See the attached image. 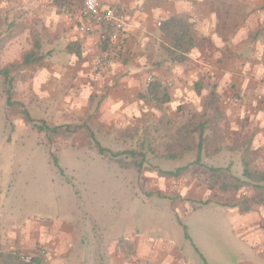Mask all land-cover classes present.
Segmentation results:
<instances>
[{"label":"rangeland","instance_id":"1","mask_svg":"<svg viewBox=\"0 0 264 264\" xmlns=\"http://www.w3.org/2000/svg\"><path fill=\"white\" fill-rule=\"evenodd\" d=\"M2 1L5 0H0V68L8 67L9 72L8 79L0 72V169H6L5 173L7 169L10 170V174H7L12 186L7 192L11 204L4 206L8 212L0 215V249L14 251L21 258L40 254L49 264L53 251L37 239L39 235L30 245L19 243L12 249L2 247V238L7 242L10 239L4 233L10 230L9 226L4 227L7 221L10 218L22 221L24 217L31 216L35 219L28 218L24 226H29L32 221L52 230L76 228L78 238L80 233L85 238L90 236L92 230L95 237L101 236L102 239H120L124 233L137 231L155 243L171 240L191 264H207V259H203L192 242L186 239L185 231L190 232L200 249L205 248L207 261L211 264H232V254L235 253L233 245L239 250L238 253H245L242 243L237 244L241 247L237 248L235 242L227 240L226 214L223 216L218 210L208 211L206 208L192 215L187 214L192 208L210 201H225V210H229L236 201L249 204L254 193L250 186L230 191H222L218 187L207 188L203 169L198 164H191L195 160L196 136L189 140L190 149H184L186 151L181 153L182 148L178 147L175 139L176 130L190 113L200 109L201 99L197 105L166 103L160 108L154 103L140 100L138 94L148 85L146 78L151 76L145 72L139 78L140 91L122 109L103 107L100 103L93 107L97 101V95L93 94L89 98L91 106L85 107L82 112L70 107L63 108L62 101H58L57 91L52 99L45 100L42 81L33 83V75L38 72L35 67L41 66L43 60L35 65H19L20 57L26 52L23 50L27 45L31 48L35 39L40 43L39 52L42 54L46 50L48 45L41 41V28L33 31L35 34H31L28 42L24 37L9 42L19 35L24 21H14L9 26L3 24ZM194 2L204 3L206 10L215 11L219 19V32L226 36L233 31L230 29L231 21L241 20L242 39L237 45L240 50L238 60L247 64L264 63V51L260 52L264 48V0ZM80 6L81 0L79 7L77 5L78 10ZM9 18L6 14L4 20ZM255 52L257 56H254ZM226 84L233 85L232 89L236 86L233 81ZM8 95L16 103L8 104ZM242 101L239 93L231 95L233 108L240 106ZM223 105L219 106L224 117L218 121L220 127L217 131L225 135L224 139H219L216 133V144L221 149L202 155L201 163L228 167L231 174L238 176L239 173L241 175V164L236 163L234 156L238 152L228 147L243 144L246 138H241V134L243 131L247 134L248 129L241 132L236 130L229 121L233 117L225 113ZM23 109L35 123L27 121ZM43 122L51 127L69 124L80 127L69 132L39 131L36 124L42 125ZM84 124L93 131L92 137L81 127ZM205 133L211 135L208 130ZM96 143L110 151L99 153ZM213 147L211 143H205L203 151ZM127 150L134 154L121 153L114 157L110 153ZM170 153H177L179 157L168 158ZM141 154L145 161L138 170L133 162L140 160ZM182 166L187 168L177 176L161 173ZM192 176L199 181L197 184L189 180ZM182 225H185V231ZM24 238L28 241L30 236L24 234L17 239ZM218 238H222L223 243H218ZM103 246L97 244L96 248ZM76 261L73 260L71 264Z\"/></svg>","mask_w":264,"mask_h":264},{"label":"crops","instance_id":"2","mask_svg":"<svg viewBox=\"0 0 264 264\" xmlns=\"http://www.w3.org/2000/svg\"><path fill=\"white\" fill-rule=\"evenodd\" d=\"M2 2L3 24L9 26L14 21H24L19 35L9 42L18 41V37H24L25 42H28L31 34H35L33 31L41 28V41L48 46L42 52L41 66L35 67L38 72L33 75V83L42 81L43 99H52L57 91L58 101H62L63 108L70 107L82 112L85 107L91 106L89 98L93 94L97 95L93 107L100 103L103 107L122 109L129 105L131 97L134 100L140 91L139 78L148 72L151 78L159 79L167 89L170 97L168 103L191 106L197 105L201 99L195 91V83L199 80L203 82L202 92L205 94L208 83L213 82L217 84L219 106L224 103L225 113L233 117L229 118L230 123L239 132L248 129L247 134L242 132L241 138H246L244 142L249 146L252 165L264 171V63L247 64L238 60L240 50L237 45L242 39L241 20L231 21L233 31L226 36L219 32V19L215 11L206 10L204 3H195L194 0H100L102 7L114 9L126 23L121 38L111 43V50L106 53L100 47V33L112 30V26L83 20L77 9L80 0ZM6 14L10 17L8 20H4ZM176 15L188 17L197 37V45L191 48L183 63L166 58L163 47L166 41L161 23ZM116 45H120L121 49L113 56ZM29 48L27 45L23 51ZM228 81H233L236 86L233 89V85L227 86ZM235 93H239L243 101L240 106L233 108L230 101L231 95ZM46 94L49 96L46 97ZM236 151L235 160L240 165L242 152ZM239 167L242 170V165ZM4 170L0 169V215L8 212L4 206L11 204L10 194H7L12 186L9 185L12 181L7 174L10 170L7 169L6 173ZM238 176H241L240 173ZM189 180L196 184L199 182L195 176ZM223 202L210 201L192 208L187 214L192 215L202 208L218 210L223 216L226 214L227 240L235 242L236 246L242 243L245 248V253H238L239 250L233 245L235 253L231 255L232 264H264V207L253 201L249 204L236 201L229 210H225L226 202ZM28 218L34 217H24L22 221L10 218L7 221L4 227L9 226L10 230L4 233L10 239L7 242L2 238V247L12 249L19 243L30 245L39 235L37 239L53 251L49 264H71L73 260H77L74 264H191L171 240L155 243L137 231L124 233L123 239H102L101 236L95 237L92 230L90 236L85 238L80 233L78 238L76 228L52 230L32 221L29 226H24ZM24 234L30 236L28 241L26 238L17 239ZM187 234L189 238L186 239L192 242L203 259L208 260L205 248L200 249L190 232ZM216 240L223 243L222 238ZM97 244L104 246L96 248ZM91 250L95 252H88ZM207 260L206 263L211 264Z\"/></svg>","mask_w":264,"mask_h":264},{"label":"trees","instance_id":"3","mask_svg":"<svg viewBox=\"0 0 264 264\" xmlns=\"http://www.w3.org/2000/svg\"><path fill=\"white\" fill-rule=\"evenodd\" d=\"M109 28V27H108ZM230 29H233L231 27ZM161 31L163 33L166 44L163 45L164 51L167 55L166 58L177 63H183L187 60V54L197 45V37L193 33L192 24L188 20L186 15H176L170 16L168 19L161 23ZM109 33V31L106 30ZM100 47L102 51L109 53L111 50V43L106 40H100ZM40 43L38 39H35L32 43V46L29 50L23 53L20 57L19 65L28 66L35 65L40 63L43 60L42 54L39 52ZM0 72L8 79V67L3 69L0 68ZM10 81V80H9ZM10 83V82H9ZM217 84L210 82L208 83V91L204 94L202 91L204 89L203 82L201 80L195 83V91L199 97H201L200 109L198 111H193L189 114L186 121L180 125L176 130V143L178 147H181V153L189 150L191 147L190 141L195 138L196 142L194 147L196 149L195 160L191 164H198L203 169V176L207 184V188L214 189L219 188L222 191L230 190H239L242 186H250L253 189V197L251 201L254 203L260 204L264 207V171L256 169L251 163V154L248 150L249 146L246 145V142L243 144H235L234 147H228L234 150H241V177L234 176L229 172V168L220 167V166H209L201 163L202 155H208L210 152H219L221 146L216 144L218 141L216 139V133L219 136V139H224V134L218 132V121L223 120L224 114L219 107V93L217 92ZM138 98L140 100H145L147 102L154 103L157 108H160L163 104L169 102L170 97L167 89L163 86L162 82L152 77L148 85L144 88L143 91L139 92ZM7 103L13 104L10 96H7ZM23 114L26 117L27 121L35 123V120L29 115V113L23 109ZM37 125L39 131H47L57 133L59 131H75L80 126H71L69 125H60V126H49L42 123V125ZM88 132L89 136H93V131L84 124L83 126ZM210 131L211 135H206V131ZM94 138V137H93ZM210 143L214 146L213 148H206L203 151L204 144ZM97 149L99 153H104L105 151H110L107 148H104L97 144ZM186 149V150H184ZM112 156L117 157L121 153H130L134 154L133 151L125 152H110ZM168 158H177L179 155L177 153H170L167 155ZM144 155L141 154V159L134 161V166L136 169L140 170L144 163ZM187 166L178 167L175 170H166L161 171V173L177 176L180 172L186 170ZM181 224V222H180ZM184 231L186 230L185 226L182 225ZM185 237L189 238L187 232H184ZM0 264H47L44 256L40 254H35L30 257L29 260H24L16 252L11 250H2L0 249Z\"/></svg>","mask_w":264,"mask_h":264},{"label":"built area","instance_id":"4","mask_svg":"<svg viewBox=\"0 0 264 264\" xmlns=\"http://www.w3.org/2000/svg\"><path fill=\"white\" fill-rule=\"evenodd\" d=\"M79 15L83 20L94 22L99 25L112 26V30L100 33V40H108L110 43H115L121 38V32L124 30L126 23L122 15L117 14L114 9L110 7H102L100 0H81ZM117 49L112 51V55H117V50H120V45L115 46ZM151 80V76L146 78V84ZM260 99L261 96L258 95ZM43 252V251H42ZM23 257V256H22ZM31 256L23 258L29 260ZM154 264H158L154 262Z\"/></svg>","mask_w":264,"mask_h":264}]
</instances>
